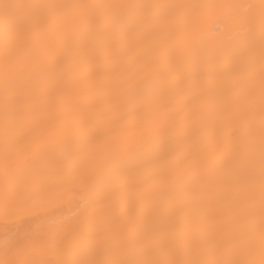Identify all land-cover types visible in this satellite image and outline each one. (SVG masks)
<instances>
[{"label": "bare ground", "instance_id": "bare-ground-1", "mask_svg": "<svg viewBox=\"0 0 264 264\" xmlns=\"http://www.w3.org/2000/svg\"><path fill=\"white\" fill-rule=\"evenodd\" d=\"M3 2L199 7L65 9L53 14L80 22L25 34L7 125L0 78V180L7 163L32 204L0 215V245L5 235L22 245L0 261L211 259L248 204L259 260V0ZM153 15L158 24L139 23ZM74 233L84 239L67 253Z\"/></svg>", "mask_w": 264, "mask_h": 264}, {"label": "snow or ice", "instance_id": "snow-or-ice-1", "mask_svg": "<svg viewBox=\"0 0 264 264\" xmlns=\"http://www.w3.org/2000/svg\"><path fill=\"white\" fill-rule=\"evenodd\" d=\"M199 7L197 5L185 4H136V5H107V4H41V3H0V45L3 48L2 58H0V78L3 80L5 90V123L13 118L15 109L10 103L8 95L15 79V67L17 54L24 44L26 33L35 31L41 24H75L80 22V16L73 14L70 16L55 15L54 12L71 9H113V8H138L149 10H173L181 13L185 9ZM226 7H240L239 5H227ZM245 7L255 8L257 5L248 4ZM259 31H260V119H261V185H260V208H259V260L254 258L257 245V234L255 224V209L250 204L241 208L239 219L241 227L236 231H230L222 235L215 243L212 251L214 257L211 259H186V260H164V261H135L131 264H264V0H259ZM47 12V14H43ZM39 13V14H38ZM158 24V18L148 16L144 21ZM139 23L130 25L132 28L139 26ZM246 31H252L254 21L246 19L241 22ZM254 53L250 50L247 61L240 63L241 71L251 72L253 68ZM246 109L251 111L253 101L251 98L246 102ZM250 198V196L248 197ZM32 201L28 198L16 194V186L11 179L8 164H5L3 179L0 180V215L8 218L18 211L28 209ZM7 230L5 229V232ZM102 238V237H101ZM84 239L83 235L74 233L73 238L62 245L67 253H71L75 244ZM22 248L19 240H13L5 235L0 245V251L6 254L15 255ZM247 257V258H241ZM0 264H37L27 260L0 261ZM48 264V262H39ZM53 264H125L120 260L106 261H79L73 259H62Z\"/></svg>", "mask_w": 264, "mask_h": 264}]
</instances>
